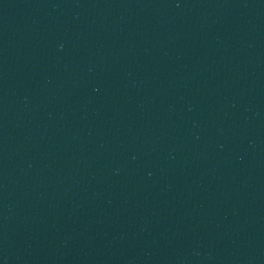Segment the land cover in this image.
Instances as JSON below:
<instances>
[{
	"label": "water",
	"instance_id": "95a60500",
	"mask_svg": "<svg viewBox=\"0 0 264 264\" xmlns=\"http://www.w3.org/2000/svg\"><path fill=\"white\" fill-rule=\"evenodd\" d=\"M0 264H264V0H0Z\"/></svg>",
	"mask_w": 264,
	"mask_h": 264
}]
</instances>
